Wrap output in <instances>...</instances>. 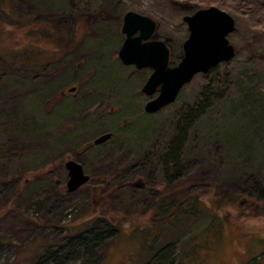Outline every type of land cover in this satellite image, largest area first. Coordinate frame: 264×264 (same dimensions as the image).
<instances>
[{
	"label": "rangeland",
	"instance_id": "rangeland-1",
	"mask_svg": "<svg viewBox=\"0 0 264 264\" xmlns=\"http://www.w3.org/2000/svg\"><path fill=\"white\" fill-rule=\"evenodd\" d=\"M173 1L185 9L172 6ZM215 1L0 0L6 13L0 10V56L13 59V55L29 48L31 51L25 53V58H17L20 65L23 59L33 63L45 59L41 65L46 66L56 62L49 58L51 55L57 53L54 58L59 59L60 54L64 55L62 49L58 51L49 42L71 52L61 59L56 71L50 68L53 73L50 80L59 82L57 93L63 86L68 92L70 86L66 85L72 84L74 69L83 56H89L82 71V77L87 75V83L80 87L78 95L66 99L59 107L53 108V103L48 108L44 105L57 95H47L49 83L37 86L36 90L35 85L23 81V77L9 81L12 91L24 96L26 115L37 119L45 134L42 136L51 140V148L78 160L87 175H92L100 167L110 172L134 168V164H141L144 155L166 152L182 137V168L174 175L183 178L179 182L186 183L187 190L183 191L185 194H177L176 199L192 196L211 207L212 198L223 200L237 193L240 195L233 206L227 207V212L218 215L215 228L206 232L214 223L213 216L191 222L181 215L183 224L171 221L157 229L152 212L135 210V206L124 199L112 201L101 197L98 200L85 187L72 195L60 193L65 194L64 197L54 204L57 214L66 210L59 222L62 237L88 229L91 222L97 224L102 220L116 225L119 233L102 246L75 244L67 248L62 237L54 238L53 245L34 263L57 264L56 256L64 257L62 255L74 251L75 255L59 260L58 264H94L100 257L99 264H224L228 260L264 264V203L252 199L254 186L249 181L253 177L264 178V20L259 18L260 15L264 19V14L260 13L261 7L256 0L236 4L226 0L229 9L219 6L221 0ZM10 7L18 10L21 22L14 20V15H18L16 11L10 13ZM213 7L231 15L236 22L237 31L229 37L237 49L236 57L213 69L208 76L198 75L181 91L176 103L157 114H147L144 107L150 99L142 89L151 71L138 72L119 59L118 50L125 40L121 31L124 16L132 11L156 21L160 25L158 35L171 41V62L179 65V55L189 37L184 17ZM28 16H32V20L37 18L33 26L26 19ZM42 21L51 25L41 33L38 23ZM34 24L37 27L29 31ZM259 27H263L259 34L263 35L262 39L254 32ZM0 71L10 74L18 70L8 67ZM200 76L209 77L208 82ZM83 101L90 104L85 118L79 112L83 111ZM209 101L213 102L211 109H206L205 103ZM105 106H109L107 111L116 109L119 114L113 115L111 111L108 114ZM2 113L5 114L4 110ZM188 113H192L191 118L182 123ZM124 121L131 123L124 125ZM5 122L6 116L0 112V144L5 140L2 134L8 132L3 128ZM119 125L122 128L118 131ZM109 132L115 134L113 140L82 155L87 142ZM40 148L41 144L40 152L31 153L28 160L31 169H40L48 161L47 150ZM76 152L78 157H75ZM51 155L57 157L54 151ZM11 167L18 173L21 162H13ZM64 179L61 182L67 190L66 176ZM158 185H151V188H158ZM32 188L28 189V196L34 193ZM150 199L147 196L146 200ZM47 209L46 205L36 206L28 215L44 213ZM55 222L58 223V219ZM11 228L0 224V264H29V251L25 250L32 231L19 236L11 234ZM159 235L162 237L155 241Z\"/></svg>",
	"mask_w": 264,
	"mask_h": 264
},
{
	"label": "trees",
	"instance_id": "trees-1",
	"mask_svg": "<svg viewBox=\"0 0 264 264\" xmlns=\"http://www.w3.org/2000/svg\"><path fill=\"white\" fill-rule=\"evenodd\" d=\"M228 1L232 4L239 2L244 3V0ZM211 2L216 3L215 0H211ZM255 2L261 7V9H259L260 13L264 14V3H261L260 0H256ZM218 4L223 9L230 8L226 0H221ZM259 18L260 20H264L260 15ZM41 23L42 24L38 23V30L41 33L43 29L51 25V23H46V21H42ZM36 25L37 24H34V27L30 29L27 28V30L29 29V31H31L33 28L37 27ZM39 25L41 26L39 27ZM262 28L263 27H259L257 31H254L259 39L263 38V35H259L262 32ZM49 43H52L50 45L54 46L55 49L61 47V45H57L53 42ZM251 52L253 53L254 50H251ZM12 58L14 60L0 56V70L8 67L18 70L10 74L8 72L1 73L0 71V77L2 76L0 78V108H2V111L0 112L3 116H6V122L3 123V128L8 131L2 134L5 140L2 139V144H0V224H7L9 227H12L11 229L13 231L11 234L14 235L20 236L30 233V230L32 231V236L28 243L29 245L26 247L25 251H29L28 263L37 264L36 262L34 263L35 259L42 257V255L46 253V250L53 245L54 238L62 237L63 235L62 232L59 233L61 231L59 222L64 217L66 210L62 209L60 213L57 214L54 202L58 203L57 200L64 197L65 194L62 195L60 193H66L62 184L66 176L64 166L65 162L71 156L65 153L62 154L61 151L57 152V150L51 148V140L47 136H42L45 134L43 130H40L37 119L31 114L26 115L27 110L23 107L24 104L22 102L24 96L22 93L13 92V88L9 81L16 79V77H18V79H22L23 77L22 80L33 83L35 85L34 89L36 90L38 88L37 86L49 83L50 86L47 89V95L51 96L57 93L56 86L59 82L55 83L53 80H50V76L53 75L50 68H52L53 72L56 71V67L61 61L49 62L46 66H42L40 60L35 63L30 60H25V62L23 61L20 65L17 59L19 55H13ZM75 70L76 68L74 69V74ZM84 77H87V75H84ZM200 77L208 82L209 77ZM66 86H71V84ZM208 87L211 88L212 86L208 85ZM64 88L63 86L59 90V93ZM83 102H85L83 111L79 112L82 114L81 117L85 118L87 111L90 109V104L87 101ZM47 103L48 102L44 103L45 107ZM212 103V101L206 102V109H211L210 105ZM196 107L194 108L197 109ZM3 110L5 114L2 113ZM193 112L194 111H192V113ZM192 113H188L186 117H183L182 123H187ZM181 139L182 137L178 138L166 152L158 151L155 155H146L149 160L145 166L134 164V168L127 170L123 168L117 171L114 170L113 172L100 167L95 174L91 175V183L85 189H88V191L91 190L94 196H97L96 199L98 198V200H101V197H106L105 199L109 198L112 201L115 199H124L130 205H134L135 210L146 213L152 212L153 220H155L154 222L157 224L155 225L157 229L162 224H170L171 221H181L180 223L183 224L180 219L181 215L187 216L191 222L203 219L206 216H213L214 223L205 230L209 232L211 229L215 228L216 220L219 218L218 215L223 211L227 212V207L230 205L233 206L235 204L234 201L240 198V195L237 193V195L226 197V199L224 198L223 200L221 198L219 200L212 198L211 207L199 201V199H192V196H183V198H180V201L177 200V194H185L183 191L187 190L186 186L184 187L186 183L179 182L180 179L183 180V178L178 179L175 177V173L181 172L180 169L182 168L181 164L184 157V143ZM40 144L41 151L47 150L49 154L47 158L48 161L41 167L39 166L40 169L34 170L30 168L28 160L31 153L36 154L40 152ZM53 151L57 154V157L51 155ZM32 157L34 158V155ZM75 157H78L77 152ZM15 160L21 162L18 173L13 171L11 167L13 162H16ZM146 179L150 182L158 183V188L160 190L158 188H151V185H148L149 187L147 188L140 185L145 183ZM249 181L250 184L254 186L252 199L259 203H264V178L261 177L257 179L253 177L252 181ZM136 182L139 184L137 185ZM32 186L36 189L32 188ZM29 188L34 190L32 196L27 195V193L30 192L28 190ZM193 190L194 189H191V192H194ZM66 194L68 195V193ZM43 195H45L44 199H42ZM147 196L148 198H152L150 199L151 201L146 200ZM253 204L255 205V203ZM41 205H46L48 207L44 213H36L31 216L28 215L29 211L32 212L36 206L40 207ZM248 205L247 203V207ZM53 209H55V211H53ZM89 215H91V212ZM57 219L58 223L55 222ZM102 221L104 223H101V221H98L97 224L91 222L88 229L78 230L75 234L70 233L62 237L61 239L64 240V246L72 247L75 244H77V246L81 245L82 247H87V245L91 244L102 246L106 241L114 239L119 233V228L112 224V222ZM56 223L57 225L55 226ZM100 224L105 227L102 229L98 228L97 226ZM220 224L222 225V221ZM11 237L12 236H10V239ZM160 237L162 236L159 235L155 241ZM185 254H187V252ZM72 255H75L74 251H70L69 255H62L64 257L56 256L54 259L58 264L59 260L62 261L64 260L63 258ZM99 261H102L101 257L97 259L94 264H99Z\"/></svg>",
	"mask_w": 264,
	"mask_h": 264
},
{
	"label": "water",
	"instance_id": "water-1",
	"mask_svg": "<svg viewBox=\"0 0 264 264\" xmlns=\"http://www.w3.org/2000/svg\"><path fill=\"white\" fill-rule=\"evenodd\" d=\"M171 5L185 9L174 1ZM123 20L121 31L125 40L118 50L119 59L126 67L133 66L137 71H151L150 78L142 89V93L151 100L144 108L149 115L157 114L176 103L181 91L198 75L208 76L213 69L232 62L237 55V49L229 40L237 31L236 22L231 15L219 8L200 10L193 16L184 17L183 23L187 25L189 37L179 55V65L171 62V41L158 40L160 25L156 21L132 11L127 12ZM73 91L75 90L71 92ZM113 137L111 133L101 136L93 146L107 144ZM65 167L68 170V194H76L89 184V175L85 174L77 161L70 159Z\"/></svg>",
	"mask_w": 264,
	"mask_h": 264
},
{
	"label": "flooded vegetation",
	"instance_id": "flooded-vegetation-1",
	"mask_svg": "<svg viewBox=\"0 0 264 264\" xmlns=\"http://www.w3.org/2000/svg\"><path fill=\"white\" fill-rule=\"evenodd\" d=\"M0 10L3 12V13H5V10H4V4H0ZM8 10H9V12L10 13H12L13 11H16V13L15 14H17L18 15V17L16 16V15H14V20L15 21H19V22H21V17H20V14L18 13V10L14 7V8H12V7H10V8H8ZM12 11V12H11ZM26 19L28 20V22H30V24H32V26H33V23L34 22H36V20H37V18L36 19H33L32 20V16H28V17H26ZM25 19V20H26ZM11 21V20H10ZM14 22V21H13ZM15 23V22H14ZM16 24V23H15ZM17 26H18V24H16ZM32 26H31V28H32ZM159 41H162V40H164V38H161L160 36H159V39H158ZM80 46H81V44H80ZM169 47H170V45H169ZM60 49H62L63 51H62V54H64L63 56L60 54V59L58 58V57H55L54 58V55L55 54H57V53H55L54 55H51V57H49V58H53V60L54 61H61V59H63L64 57H66V56H68V54L69 53H71V52H69L68 50H65V48H58L57 50L59 51ZM68 49V48H67ZM29 51H31V50H29V49H26V50H21V51H19L18 53V55H19V57H25V53L26 52H29ZM32 51H35V50H33L32 49ZM170 51H171V47H170ZM83 56V55H82ZM87 57V56H86ZM89 57V56H88ZM88 57L87 58H85V56H83V58L81 59V62L76 66V70H75V74H74V76H73V82H72V84H71V86H70V89H68V92L65 90V88L64 89H62V91L60 92V93H58L57 94V96L56 97H54V99L53 100H51V102H48L47 103V105H46V107L48 108L50 105H51V103H53V108L54 107H58V106H60L62 103H63V101H65L66 99H68V98H70V97H72L73 95H78V92H79V90L81 89L80 87L81 86H84L85 84H86V80H85V77L83 78V77H81V75H82V70H84V64L88 61ZM48 58V59H49ZM68 58V57H67ZM59 59V60H58ZM38 60H40V62L41 61H43V60H45V59H43V60H41V59H38ZM37 60V61H38ZM23 61L25 62V59H23ZM21 63H22V61H21ZM129 67H133V66H129ZM128 67V68H129ZM135 68V67H134ZM136 69V68H135ZM137 71V70H136ZM141 71H143V70H141ZM141 71H138V72H141ZM78 77H80L79 79H78ZM87 78V77H86ZM150 78V77H149ZM148 81V80H147ZM145 85V84H144ZM144 88V87H143ZM75 90V91H73V92H71L72 90ZM154 98V97H153ZM84 98H82L81 100H83ZM155 99V98H154ZM151 101V100H150ZM108 108H109V106L107 107V106H105L104 107V109L106 110V112L108 113L109 111H111V112H113V113H111V114H113V115H118L119 114V111H117L116 109H111V110H109V111H107L108 110ZM145 108V107H144ZM109 114V113H108ZM131 122L130 121H124V125H128V124H130ZM122 128V126L121 125H119V126H117V130L119 131L120 129ZM110 133V132H109ZM108 133V134H109ZM113 134V133H112ZM115 135V134H114ZM95 141V140H94ZM94 141H91V142H87V144L84 146V151L82 152V155H85V154H87L88 152H90L91 150H94V149H97L98 147H101V146H103V145H101V146H98V147H95V146H93V143H94ZM105 145V144H104ZM68 159H70V158H68ZM73 160V159H72ZM148 156H144V158H143V160H142V162H141V165L142 166H145L146 164H147V162H148ZM75 162L77 161L80 165H81V163L78 161V160H74ZM66 163V162H65ZM83 167V166H82ZM83 170H84V167H83ZM64 171H66V181L68 180V170H66V167L64 166ZM85 174L87 175V173H86V170H85ZM89 175V177H90V182H89V184L91 183V175L90 174H88ZM87 175V176H88ZM67 184V182L65 183V185ZM89 184L87 185V186H85V188L86 187H88L89 186ZM136 184L138 185L139 183L138 182H136ZM158 183H155L154 184V182H150V181H148L147 179H146V182L145 183H143V184H140V185H143V186H145V188H147L148 187V185H157ZM66 189H67V187H66ZM81 189H83V188H81ZM80 189V190H81ZM64 190H65V188H64ZM79 191V190H78ZM65 192H66V190H65Z\"/></svg>",
	"mask_w": 264,
	"mask_h": 264
},
{
	"label": "snow or ice",
	"instance_id": "snow-or-ice-1",
	"mask_svg": "<svg viewBox=\"0 0 264 264\" xmlns=\"http://www.w3.org/2000/svg\"><path fill=\"white\" fill-rule=\"evenodd\" d=\"M224 264H242V262L235 261V260H228V261H225Z\"/></svg>",
	"mask_w": 264,
	"mask_h": 264
},
{
	"label": "bare ground",
	"instance_id": "bare-ground-1",
	"mask_svg": "<svg viewBox=\"0 0 264 264\" xmlns=\"http://www.w3.org/2000/svg\"><path fill=\"white\" fill-rule=\"evenodd\" d=\"M5 14H6V13H5ZM111 134H112V133H111ZM104 135H109V134H108V133H106V134H101V136H104ZM113 135H114V134H113ZM101 136H99V137H101ZM99 137H98V138H99ZM98 138L95 139V141L98 140ZM114 138H115V135H114V137H113L111 140H113ZM111 140H110V141H111ZM95 141H94V142H95ZM93 144H94V143H93Z\"/></svg>",
	"mask_w": 264,
	"mask_h": 264
}]
</instances>
